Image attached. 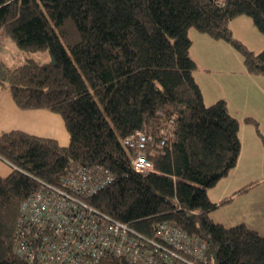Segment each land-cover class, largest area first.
Wrapping results in <instances>:
<instances>
[{"label":"trees","instance_id":"16d2710c","mask_svg":"<svg viewBox=\"0 0 264 264\" xmlns=\"http://www.w3.org/2000/svg\"><path fill=\"white\" fill-rule=\"evenodd\" d=\"M237 16L264 36V0H0V30L26 53L15 66L0 57V88L21 109L60 114L69 135L66 145L20 129L0 135L11 168L0 173V264H36L18 250L21 204L39 188L65 189L73 164L112 172L86 202L139 233L153 237L168 221L205 239L206 264H264V235L210 216L217 203L207 189L237 163L239 120L224 99L204 102L190 55L195 29L229 43L249 73L264 74V47L232 33ZM36 51L48 58L35 60ZM245 121L259 133L256 120ZM136 131L148 137L141 148L124 142ZM139 150L153 170H135Z\"/></svg>","mask_w":264,"mask_h":264},{"label":"built area","instance_id":"2783aa9c","mask_svg":"<svg viewBox=\"0 0 264 264\" xmlns=\"http://www.w3.org/2000/svg\"><path fill=\"white\" fill-rule=\"evenodd\" d=\"M142 131L125 138L141 148ZM135 170L147 173L153 164L139 150L132 157ZM101 165L73 164L61 178L63 188L37 189L21 204L16 240L18 250L36 264H97L114 256L127 264H206V241L162 221L148 237L125 222L111 218L86 202L113 180Z\"/></svg>","mask_w":264,"mask_h":264},{"label":"crops","instance_id":"0c3cea01","mask_svg":"<svg viewBox=\"0 0 264 264\" xmlns=\"http://www.w3.org/2000/svg\"><path fill=\"white\" fill-rule=\"evenodd\" d=\"M229 24L234 36L249 48L257 51L264 46L261 35L253 46L238 33L250 31L252 22L247 16H237ZM188 35L190 55L197 64L193 75L204 102L210 104L224 99L228 111L239 120L237 163L210 187L211 195L207 190L208 197L217 203L210 216L224 225L244 222L264 235V74L249 73L241 55L226 41L213 39L195 29H189ZM5 39L7 37L3 36L1 40ZM12 62L9 65L18 64ZM246 117L257 121L261 136L252 123L245 121ZM11 129L52 137L61 145L69 141L60 114L44 108L21 109L15 104L10 90L0 88V135ZM6 164L9 165L0 157V168L4 167L5 171L1 174L9 172ZM223 199L227 201L220 203Z\"/></svg>","mask_w":264,"mask_h":264},{"label":"rangeland","instance_id":"374dc122","mask_svg":"<svg viewBox=\"0 0 264 264\" xmlns=\"http://www.w3.org/2000/svg\"><path fill=\"white\" fill-rule=\"evenodd\" d=\"M250 26H252L250 31H248V30H240L239 31L238 30L239 31L238 33L246 39V41L248 42L249 45L254 46L255 43H258V37L261 35L264 38V36L262 33H260L256 29V27L254 26L253 23H252V25L250 24ZM2 37H3V31L0 30V57L3 58L8 64H12L13 63L12 61H15L17 63L24 61L26 53H24L21 49H19L11 38L1 40ZM30 55L35 60H41V59H47L48 58V53L43 52V51L32 52V53H30ZM6 166H7L8 171H10V165L6 164ZM0 172L5 173L4 167L0 168ZM214 188L217 191L219 190V187H217V186ZM207 190H208L209 195H211V188H208Z\"/></svg>","mask_w":264,"mask_h":264}]
</instances>
